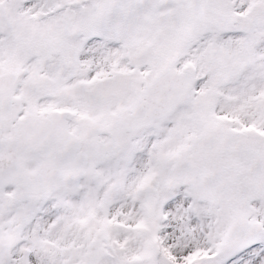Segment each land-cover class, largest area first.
I'll return each mask as SVG.
<instances>
[{"label":"snow or ice","instance_id":"6c2138e0","mask_svg":"<svg viewBox=\"0 0 264 264\" xmlns=\"http://www.w3.org/2000/svg\"><path fill=\"white\" fill-rule=\"evenodd\" d=\"M0 264H264V0H0Z\"/></svg>","mask_w":264,"mask_h":264}]
</instances>
